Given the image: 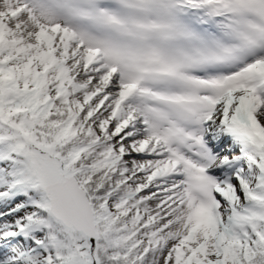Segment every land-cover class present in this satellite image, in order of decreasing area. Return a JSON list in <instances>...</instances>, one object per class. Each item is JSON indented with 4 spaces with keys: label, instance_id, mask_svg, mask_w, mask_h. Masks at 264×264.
<instances>
[{
    "label": "snow or ice",
    "instance_id": "6c2138e0",
    "mask_svg": "<svg viewBox=\"0 0 264 264\" xmlns=\"http://www.w3.org/2000/svg\"><path fill=\"white\" fill-rule=\"evenodd\" d=\"M0 264H264V0H0Z\"/></svg>",
    "mask_w": 264,
    "mask_h": 264
}]
</instances>
